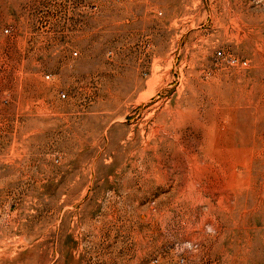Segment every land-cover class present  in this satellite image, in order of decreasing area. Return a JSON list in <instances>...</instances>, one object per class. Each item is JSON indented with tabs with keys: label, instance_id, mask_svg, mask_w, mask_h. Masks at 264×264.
Listing matches in <instances>:
<instances>
[{
	"label": "rangeland",
	"instance_id": "rangeland-1",
	"mask_svg": "<svg viewBox=\"0 0 264 264\" xmlns=\"http://www.w3.org/2000/svg\"><path fill=\"white\" fill-rule=\"evenodd\" d=\"M0 264H264V0H0Z\"/></svg>",
	"mask_w": 264,
	"mask_h": 264
},
{
	"label": "built area",
	"instance_id": "built-area-1",
	"mask_svg": "<svg viewBox=\"0 0 264 264\" xmlns=\"http://www.w3.org/2000/svg\"><path fill=\"white\" fill-rule=\"evenodd\" d=\"M3 30L6 32L8 28H4ZM245 62H246L245 60L242 61V63H245Z\"/></svg>",
	"mask_w": 264,
	"mask_h": 264
},
{
	"label": "bare ground",
	"instance_id": "bare-ground-1",
	"mask_svg": "<svg viewBox=\"0 0 264 264\" xmlns=\"http://www.w3.org/2000/svg\"><path fill=\"white\" fill-rule=\"evenodd\" d=\"M166 60V59H165ZM155 78V77H154ZM158 78V77H157ZM156 82V81H155ZM157 83V82H156ZM155 84V83H154ZM150 91V90H149ZM148 97H149V95H148ZM134 103V102H133ZM138 103V102H137Z\"/></svg>",
	"mask_w": 264,
	"mask_h": 264
}]
</instances>
